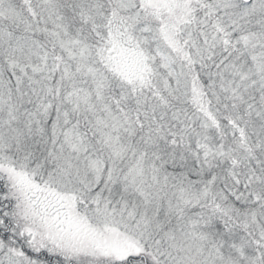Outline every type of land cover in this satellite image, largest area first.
<instances>
[{"label": "snow or ice", "instance_id": "1", "mask_svg": "<svg viewBox=\"0 0 264 264\" xmlns=\"http://www.w3.org/2000/svg\"><path fill=\"white\" fill-rule=\"evenodd\" d=\"M0 264H264V0H0Z\"/></svg>", "mask_w": 264, "mask_h": 264}]
</instances>
